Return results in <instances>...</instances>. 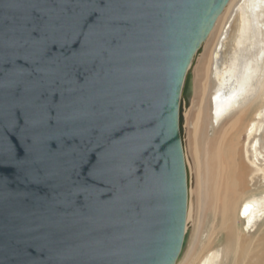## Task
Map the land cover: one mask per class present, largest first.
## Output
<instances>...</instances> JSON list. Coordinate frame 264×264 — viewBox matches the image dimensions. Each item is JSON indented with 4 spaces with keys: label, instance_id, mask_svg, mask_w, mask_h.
I'll return each mask as SVG.
<instances>
[{
    "label": "water",
    "instance_id": "1",
    "mask_svg": "<svg viewBox=\"0 0 264 264\" xmlns=\"http://www.w3.org/2000/svg\"><path fill=\"white\" fill-rule=\"evenodd\" d=\"M229 0H0V264H176L182 96Z\"/></svg>",
    "mask_w": 264,
    "mask_h": 264
},
{
    "label": "bare ground",
    "instance_id": "2",
    "mask_svg": "<svg viewBox=\"0 0 264 264\" xmlns=\"http://www.w3.org/2000/svg\"><path fill=\"white\" fill-rule=\"evenodd\" d=\"M189 73L181 98L189 238L176 264H264V224L251 232L256 222L248 231L241 219L264 214V0H229ZM210 218L208 241L192 247L191 230L198 243Z\"/></svg>",
    "mask_w": 264,
    "mask_h": 264
},
{
    "label": "rangeland",
    "instance_id": "3",
    "mask_svg": "<svg viewBox=\"0 0 264 264\" xmlns=\"http://www.w3.org/2000/svg\"><path fill=\"white\" fill-rule=\"evenodd\" d=\"M212 114H213V116L215 117L216 115H215V111H213L212 112ZM190 128H192V121H190ZM258 187H260V186H264V180L263 181H261L258 185H257ZM253 189V191H254V188H252ZM256 196H258L259 194H258V192H256V193H254ZM253 198V196H250V199H252ZM249 199V200H250ZM254 217H252V218H249V219H247V216H244V215H242L241 214V219L243 220V222L245 221L246 222V226H245V229L247 230L248 229V231H250L251 230V228H252V226H253V224L255 223L256 224V226L255 227H253V229L251 230V232H254L255 230H257V227L258 226H260V225H262V224H264V214H263V216L261 217V219H257V218H254ZM256 219V220H255ZM251 220V221H250ZM248 221H250V222H248ZM248 222V223H247ZM253 222V223H252ZM263 222V223H262ZM211 224H212V219L210 218L209 219V221H206V225H205V228H204V231H203V233H202V235H201V237H199V242L197 243V239H196V237H195V235H194V229L193 230H191V240H190V242H191V245H192V247H194L195 245L196 246H200V248H202V246L208 241V239H209V235H210V230H211ZM254 224V225H255ZM248 233V232H247ZM218 248V247H217ZM245 259L244 258H238V262H237V264H249V262L248 261H250V260H248V259H246V261H244ZM244 261V262H243ZM240 262V263H239Z\"/></svg>",
    "mask_w": 264,
    "mask_h": 264
}]
</instances>
